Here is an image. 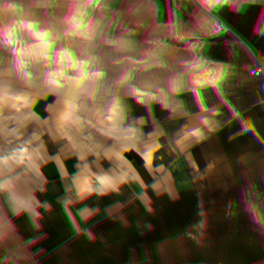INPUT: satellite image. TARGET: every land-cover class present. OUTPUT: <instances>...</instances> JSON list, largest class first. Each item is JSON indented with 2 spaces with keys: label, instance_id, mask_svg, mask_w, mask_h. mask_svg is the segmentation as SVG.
<instances>
[{
  "label": "clouds",
  "instance_id": "clouds-1",
  "mask_svg": "<svg viewBox=\"0 0 264 264\" xmlns=\"http://www.w3.org/2000/svg\"><path fill=\"white\" fill-rule=\"evenodd\" d=\"M235 2L165 0L163 20L160 0H0V264L33 259L27 249L42 237L24 240L14 221L23 216L39 233L54 203L88 239L91 230L81 224L100 214L101 198L123 195L125 186L140 189L133 196L151 213L148 186L126 153L141 161L157 196L171 195L170 173L154 165L156 153L165 145L184 151L221 127L205 93L223 99L232 66L207 49L230 31L213 13L225 6L240 13L255 0ZM133 105L143 114L134 115ZM57 182L54 203L41 199ZM240 198L264 234V191L249 180ZM130 202L113 200L104 212L122 218Z\"/></svg>",
  "mask_w": 264,
  "mask_h": 264
},
{
  "label": "trees",
  "instance_id": "trees-1",
  "mask_svg": "<svg viewBox=\"0 0 264 264\" xmlns=\"http://www.w3.org/2000/svg\"><path fill=\"white\" fill-rule=\"evenodd\" d=\"M162 19L166 20L167 16ZM223 52L224 49L216 48L215 57L218 58ZM247 54L248 51L240 57L229 56V61L231 64H237L244 60ZM236 81H244L253 86L256 82V77L236 66H232L231 74L222 85L223 89L232 93ZM184 99L187 100L186 98ZM43 103L41 101L36 106V111L41 115L44 114L42 111ZM206 104L223 120L243 123L245 120L255 119L249 104H222L212 97L206 98ZM133 108L134 115L143 114V109L139 106L133 105ZM232 110L237 111L240 114L239 117H233L231 115ZM156 114L158 117L163 115L159 109L156 110ZM262 133L264 135V129H262ZM212 143L220 148L224 145L223 140H214ZM48 147L50 152L55 151V147L52 144H49ZM129 153L131 157H136L134 153ZM156 157L154 165H163L175 172L179 170L182 162L185 163L188 170L186 185L194 194L196 207L189 208L186 203H182L177 207L173 215L152 225V229L148 230L146 225L150 224L148 219L150 213L140 203L136 204L132 210L122 212V218L121 215H118L119 226L115 229V237L124 240L128 244L127 249L123 253L113 256L117 251V247L113 245V238H107L110 246L98 257V261L112 256L111 260L104 264H188L185 258L190 256L201 262L204 259V255L200 245L210 240H218L217 252L224 255L222 264H262L259 259L253 258L246 250H237L231 242L233 238L253 240L264 251V234L254 228L249 213L245 210V205L240 198L241 189L245 183L233 188L228 193L223 189H219L216 195L205 198L212 183V176L205 172V167L208 164H219L225 180L230 179L233 173L244 176L245 167L241 157L249 161L259 160L261 168L264 169V151H259L248 144L238 143L231 145L228 151L220 153L198 148L194 144L184 151H174L166 145V147L156 153ZM65 163L71 170L72 161L69 160ZM138 169L139 172L148 175L141 164ZM44 171L50 180L56 181V173L52 165H48ZM251 181H254L261 190L262 182L260 179L254 178ZM144 182L148 186L146 190L150 189L151 178L149 175ZM55 188V192L50 190L46 196H41L40 198L53 200L54 203V197L59 194L58 182L55 184ZM174 190L169 185V191L173 192ZM149 197L151 199L152 212L160 211L163 207L162 203L152 196ZM133 199L136 201L134 197ZM16 219L27 222L23 216ZM93 221L94 218L89 220L87 225H92ZM61 222H64L71 229L65 217L60 213L58 206H55V203L53 211L46 216L44 215L40 221L42 227L39 233L34 232L27 222L26 234L29 238L40 235L41 239L50 238L58 241L59 247L56 252L49 251L44 261L32 259L26 264H65L82 234L76 235L72 229L69 233L63 231L59 227ZM200 223L203 226L197 230L195 225ZM145 230L148 232L141 235L140 232ZM191 237H196V239H193L196 244L189 241V238L192 239ZM173 242L183 248L181 257L175 263L158 260L154 257L160 248ZM89 264L94 263L90 261Z\"/></svg>",
  "mask_w": 264,
  "mask_h": 264
},
{
  "label": "crops",
  "instance_id": "crops-1",
  "mask_svg": "<svg viewBox=\"0 0 264 264\" xmlns=\"http://www.w3.org/2000/svg\"><path fill=\"white\" fill-rule=\"evenodd\" d=\"M233 6L239 7V0H236ZM213 14L225 22L226 25L229 26L230 31L219 37H214L209 41L212 46L207 49V55L214 60L228 63L231 66L238 67L248 74L254 75L256 77V82L253 86H250L244 81H236L232 93L223 89V99L216 96L211 89L205 93V96L206 98H215L222 104H249L252 108L255 119L245 120L243 123H235L223 120L217 115L216 118L221 123L219 130L208 134L205 140L194 145L198 148L216 153L228 151L231 148V145L235 143L248 144L259 151H264V135L262 133V129H264V63L262 60L264 54V0H255L254 3H249L240 13H237L230 7L225 6ZM186 18L187 17L185 16V19ZM216 48L224 49V52L218 58L215 57ZM247 51L248 54L244 60L238 62L237 64H231L229 56L240 57ZM184 98L187 99L186 101L191 107V110L196 112L197 109L195 108L190 95H186ZM244 128H247L248 131H243ZM214 140H223V147L220 148L213 144L212 141ZM126 155L129 156V159L133 161L138 169L141 161L137 157H131L130 153H126ZM241 159L244 163L245 175L239 176L237 173H233L231 178L228 180L223 178L221 166L219 164H208L205 167V172L211 174L212 176V183L205 198L216 195L219 189H223L228 193L233 188L254 178L261 180V191H264V169L261 168L260 161L256 159L249 161L243 157H241ZM164 168L170 173L171 181L169 185L175 190L170 192L171 195L168 193H162L159 196H157L151 188L146 190L148 196H152L163 205L160 211L152 212L148 215L151 225L161 222L168 216L173 215L177 207L182 203H186L189 208L196 207L194 194L186 185L188 170L185 163H181L177 172L172 171L167 167ZM140 174L144 180L148 177V175L143 172H140ZM139 191L140 189L136 185L131 186V191L127 186L123 189V195H120V197L125 196L127 200H131L132 202L126 203L122 212L132 210V208L139 203L133 199V192ZM61 223L64 226L62 228L63 231L68 233L71 232L69 226H67L64 222ZM98 223L99 222L94 219L92 225L82 224V227L90 228L92 239H88L82 234L65 264H81L87 261H91L94 264H104L110 261L112 256L106 257L102 261H98V257L110 246L107 238H113V245L117 247V251L113 254V256L123 253L127 249L128 244L124 240L115 237V229L119 226L118 215L113 214L110 227L101 226L98 225ZM147 232L148 231L145 230L140 233L145 234ZM19 234L20 236L22 235L21 233ZM47 239L50 238H43L38 241H44ZM189 241L196 244L193 239L189 238ZM231 242L237 250H246L253 258L259 259L262 264H264V251L253 240L233 238ZM218 244V240H210L200 245V249L204 255V259L201 262L190 256H186L185 259L188 264H222L224 261V255L217 252ZM182 253L183 248L173 242L160 248L155 253L154 257L158 260L175 263L181 257ZM41 255V257L34 260L44 261L47 254L44 252Z\"/></svg>",
  "mask_w": 264,
  "mask_h": 264
},
{
  "label": "rangeland",
  "instance_id": "rangeland-1",
  "mask_svg": "<svg viewBox=\"0 0 264 264\" xmlns=\"http://www.w3.org/2000/svg\"><path fill=\"white\" fill-rule=\"evenodd\" d=\"M160 4L162 7V11L164 12V14H162V17L166 16V9H165V0H160ZM187 19V18H186ZM163 116V115H162ZM129 158V156H128ZM116 197V198H115ZM94 199L95 198H90L89 200L86 201L87 204H93L94 203ZM113 200H120V201H126L127 198H125V196L120 197V196H106L101 198L98 203L99 206L101 207V212L99 215H97L96 217H94V219L96 221H98V225L101 226H105V227H110L111 222H112V216L106 215L104 212V208L105 206L109 205ZM49 213L44 214L45 216L48 215ZM15 224L18 230V233H21V237L24 240H27L29 237L26 234V226H27V222L24 220H20V219H15ZM59 227L62 229L64 226L62 223L59 224ZM59 244L58 241L53 240V239H47L44 241H38L36 240L35 243H33L32 245H30L28 247V252H30L33 256V259H36L38 257H41L44 252L47 254L49 251H54L56 252V250L58 249ZM58 258V256H57ZM81 264H89V261L85 262V263H81Z\"/></svg>",
  "mask_w": 264,
  "mask_h": 264
},
{
  "label": "built area",
  "instance_id": "built-area-1",
  "mask_svg": "<svg viewBox=\"0 0 264 264\" xmlns=\"http://www.w3.org/2000/svg\"><path fill=\"white\" fill-rule=\"evenodd\" d=\"M262 60H263V63H264V54H263Z\"/></svg>",
  "mask_w": 264,
  "mask_h": 264
}]
</instances>
